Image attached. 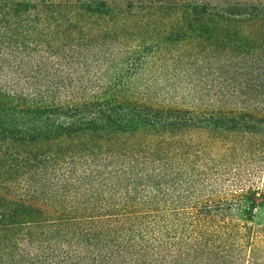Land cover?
Wrapping results in <instances>:
<instances>
[{
    "label": "trees",
    "instance_id": "trees-1",
    "mask_svg": "<svg viewBox=\"0 0 264 264\" xmlns=\"http://www.w3.org/2000/svg\"><path fill=\"white\" fill-rule=\"evenodd\" d=\"M201 44L226 75L206 108L128 80ZM258 167L264 0H0V264H264L236 217Z\"/></svg>",
    "mask_w": 264,
    "mask_h": 264
},
{
    "label": "rangeland",
    "instance_id": "rangeland-1",
    "mask_svg": "<svg viewBox=\"0 0 264 264\" xmlns=\"http://www.w3.org/2000/svg\"><path fill=\"white\" fill-rule=\"evenodd\" d=\"M92 3H111L114 1H91ZM173 54L178 59L173 61L161 54L157 59H146L134 69L127 71L128 80L134 89H146L150 98L171 107H185L201 104L208 107L217 87L225 86V71L217 68L211 59L208 44H201L197 50L189 46L174 47ZM201 50V51H199ZM198 51V55H194ZM118 53L114 48V67L108 75L118 70ZM193 103V104H192ZM197 107V106H195ZM237 185L251 192H258L264 185V170L258 167L245 171L239 169ZM233 177V174H230ZM254 205V206H251ZM239 207V208H238ZM236 207V217L250 227L264 226V198L243 200Z\"/></svg>",
    "mask_w": 264,
    "mask_h": 264
}]
</instances>
